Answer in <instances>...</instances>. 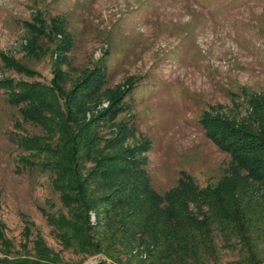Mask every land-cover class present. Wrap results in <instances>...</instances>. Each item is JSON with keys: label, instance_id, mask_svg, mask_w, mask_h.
Returning <instances> with one entry per match:
<instances>
[{"label": "rangeland", "instance_id": "rangeland-1", "mask_svg": "<svg viewBox=\"0 0 264 264\" xmlns=\"http://www.w3.org/2000/svg\"><path fill=\"white\" fill-rule=\"evenodd\" d=\"M38 13L63 18L73 36L64 68L71 80L101 62L108 88L136 80L126 98L130 113L120 119L131 122L136 138L151 141L147 170L159 194L176 186L182 172L201 187L218 182L230 157L208 138L201 119L205 112L241 119L248 110L244 93L264 94V0H0V54L36 72L8 70L0 55V82L50 85L55 57L31 58L23 50L26 23ZM20 120V108L0 87V260L34 258L41 238L60 264H113L101 254L66 249L56 236L43 210L65 209L49 173L19 169L27 155L12 139ZM24 128L41 134L31 124ZM222 245L207 264L243 259L239 247ZM121 260L115 264H130Z\"/></svg>", "mask_w": 264, "mask_h": 264}, {"label": "trees", "instance_id": "trees-1", "mask_svg": "<svg viewBox=\"0 0 264 264\" xmlns=\"http://www.w3.org/2000/svg\"><path fill=\"white\" fill-rule=\"evenodd\" d=\"M26 27V56L55 57L51 83L17 86L8 79L0 87L20 108L12 139L27 155L19 158V169L49 173L60 195L65 211L43 213L66 249L101 254L113 264L121 258L130 264H207L222 243L240 248L238 264H264V94L244 93L248 110L241 119L203 114L208 138L230 157L218 182L201 187L182 172L162 195L147 170L151 141L136 138L131 122L120 119L130 113L126 98L136 80L108 88L105 62L71 80L64 68L74 40L65 20L38 13ZM0 55L6 69L36 75ZM104 101L107 107L99 110ZM27 124L41 134L26 132ZM33 257L0 264H60L41 238Z\"/></svg>", "mask_w": 264, "mask_h": 264}]
</instances>
